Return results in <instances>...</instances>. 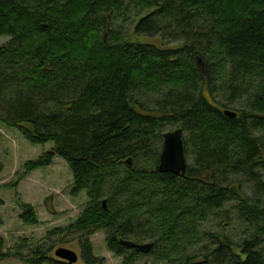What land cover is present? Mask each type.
I'll use <instances>...</instances> for the list:
<instances>
[{"label": "trees", "instance_id": "1", "mask_svg": "<svg viewBox=\"0 0 264 264\" xmlns=\"http://www.w3.org/2000/svg\"><path fill=\"white\" fill-rule=\"evenodd\" d=\"M119 21L178 47L133 43ZM0 38V127L54 145L17 181L66 161L88 205L55 235L77 237L84 264L103 263L97 233L125 264L143 255L121 240L152 243L166 264H264V0H0ZM171 127L184 134L185 176L158 171ZM210 220L244 225L245 239L211 230L190 254ZM26 246L0 260L69 264L55 245Z\"/></svg>", "mask_w": 264, "mask_h": 264}, {"label": "rangeland", "instance_id": "2", "mask_svg": "<svg viewBox=\"0 0 264 264\" xmlns=\"http://www.w3.org/2000/svg\"><path fill=\"white\" fill-rule=\"evenodd\" d=\"M122 25L124 28L121 30H124V33L133 43L142 42L164 50L178 47L174 43L162 41L159 37L134 36L129 23L123 24V21L117 22L116 28ZM7 41V38H0V45ZM175 129L177 128L171 127L167 131H174ZM53 146L52 143L33 145L18 130L0 127V161L3 164V171L0 174V254L12 251L15 247L26 242L27 246L19 251L27 255L37 246L47 243L48 247L56 246L52 253L54 259H56L55 251L63 248L78 255L77 264H84L77 237L67 236L66 233L55 235V230H62L73 225L88 205L86 193L77 197L72 195L74 179L66 161L57 157L51 166L35 170L24 180L17 181L27 162L38 159L44 153L51 151ZM23 204L33 206L38 224L31 225L22 220L20 216L23 213ZM214 220L201 225L198 240L192 248L189 247L188 252L190 254H201L203 248L211 246L213 240L205 236L206 232L211 230L215 234L228 236L236 245L245 239L247 229L244 225L236 224L234 228H231L226 223L222 227L221 223L219 224L220 220L215 221V223ZM60 239L63 241H58ZM90 241L94 256L102 259V264H125L123 257L114 255L108 249L103 233L93 235L90 237ZM0 264L27 263L15 258H8L0 260ZM134 264L166 263L157 261L153 256L143 255Z\"/></svg>", "mask_w": 264, "mask_h": 264}, {"label": "water", "instance_id": "3", "mask_svg": "<svg viewBox=\"0 0 264 264\" xmlns=\"http://www.w3.org/2000/svg\"><path fill=\"white\" fill-rule=\"evenodd\" d=\"M224 115L228 118H236L237 113L225 110ZM182 129L166 132L163 135V147L159 159L158 171L161 174H172L174 176H185L188 162L186 155L185 142ZM132 160L126 161V165L131 166ZM103 207L106 209V201H103ZM121 245L129 250H137L142 255H149L153 249L152 243L137 244L133 241L121 240ZM55 256L69 264H76L78 256L73 251L60 248L55 252Z\"/></svg>", "mask_w": 264, "mask_h": 264}]
</instances>
